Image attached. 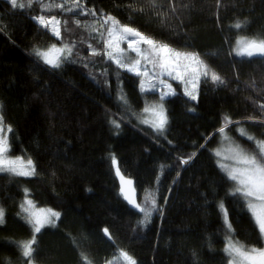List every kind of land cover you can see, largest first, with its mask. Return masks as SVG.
Segmentation results:
<instances>
[{"label":"trees","instance_id":"obj_1","mask_svg":"<svg viewBox=\"0 0 264 264\" xmlns=\"http://www.w3.org/2000/svg\"><path fill=\"white\" fill-rule=\"evenodd\" d=\"M61 2L44 0L53 8L42 11L39 4L12 10L7 0H0V115L4 126L12 128L10 155L32 158L37 169L33 177L0 174V207L5 209L0 264H25L19 247L31 238L19 207L25 188L38 207L61 212L57 227L37 234L34 264H84L82 255L91 264H105L118 256L119 249L137 264H227L224 248L229 237L247 248L262 247L263 239L244 201L225 195L227 184L210 149L221 143L217 129L224 116L241 122L239 126L248 133L264 136L258 109L264 103V57H237L233 52L240 37L264 39V0H156L155 9L148 0H82L98 10L97 17L102 11L172 47L200 53L225 80L224 85L213 84L210 78L202 82L195 101L171 82L177 94L165 101L167 139L136 119L146 104L159 100L158 95L141 93L140 78L123 70H119L118 86L116 66L88 56V43L102 47L83 27L96 18L62 12L54 7ZM41 14L61 20L62 38L76 40L81 55L96 61L94 69L77 63L55 71L36 59L34 48L45 50L60 43L32 19ZM76 19L82 26L75 24ZM65 20L70 32L64 31ZM238 20L240 29L234 27ZM104 67L110 73L108 85L103 77L99 83L91 78L92 72L98 74ZM120 91L136 116L129 118L128 113L116 135L109 120L112 114L119 119L125 111L117 105ZM236 127L233 123L226 131L247 145ZM208 136L213 139L206 148L199 149L189 165L181 166L176 158H187ZM117 168L134 181L138 202L145 204L155 197L163 215L154 212L151 223L137 227L143 215L123 201ZM177 171L181 176L173 184ZM221 199L231 232L217 207ZM105 228L114 240L104 235Z\"/></svg>","mask_w":264,"mask_h":264},{"label":"snow or ice","instance_id":"obj_2","mask_svg":"<svg viewBox=\"0 0 264 264\" xmlns=\"http://www.w3.org/2000/svg\"><path fill=\"white\" fill-rule=\"evenodd\" d=\"M12 10L31 9L34 4H39L41 10L51 11L53 5L45 4L44 0H27L22 3L20 0H7ZM149 5L155 9L159 7L156 0H148ZM55 8L62 12L71 13L75 17H95L96 20L92 24H84L83 27L89 31L90 39H97L102 47L93 46L88 43V56L101 57L103 63L114 64L116 66V78L119 86L120 71L131 73L139 79V89L141 93L154 91L159 89V100L146 104L143 108V116L136 117L138 122L150 127L153 132L167 139L168 115L165 107V101L168 97L176 96V89L169 81H176L183 86V94L190 100H197L200 85L207 82L210 78L211 82L216 85H224L225 80L210 66V64L201 57L196 51L179 50L172 47L169 43L157 40L149 35L144 34L140 30L122 24L115 16L100 12L97 17V9L95 7H87L82 0H62L61 3L55 4ZM143 11V8L140 9ZM175 11V9H171ZM42 28L48 30L52 36L59 41V46L53 43L45 50L34 48L33 54L38 61L48 68L59 71L68 64H81L84 68H93L96 61L90 60L88 56L81 55L80 48L76 40L62 38L61 20L55 15L46 17L41 14L33 16ZM75 24L80 27L81 21L75 20ZM64 31L70 32L68 21L63 22ZM99 25V27H97ZM236 29L242 27L241 21L234 24ZM91 33H96V37H92ZM80 43H84L83 40ZM122 44H126L127 48H123ZM188 46L185 45V48ZM235 54L240 57L252 58L254 56L264 57V39L248 40L241 37L236 41V47L233 49ZM130 53L134 54L130 55ZM108 67H104L98 74L92 72L91 78L98 83L103 77V83L109 84ZM167 78V79H165ZM264 91V90H262ZM117 105L125 111L120 112V118H116V114H112L109 120L115 134L119 132L124 122L125 116L130 113L136 116L135 111L131 109L127 95L122 91L118 92ZM262 119L259 122L260 127H264V103L258 105ZM194 109L189 108V111ZM254 120V117H249ZM224 123L217 129L223 141H228L227 147H217L210 149L216 157V165L220 172L223 173L221 180L227 184L226 196L239 197L244 201L248 211L259 230L260 237L264 239V136L256 137L248 133L245 128L240 127L239 121L233 122L230 117L224 116ZM235 123L237 131L241 137L246 138L249 142L247 145L237 142L228 135L226 128ZM12 132L9 125L7 129L4 127V117L0 115V172H7L17 177H33L37 175L36 165L32 158L24 159L21 156H11V144L8 133ZM212 136L205 138L203 144H200L196 151H193L187 158L177 157L181 166H187L195 160L199 149L206 148ZM169 144L172 141H168ZM113 165L117 161L115 157L112 159ZM163 165L161 168L163 169ZM116 175L120 178L121 194L133 209H136L143 215L142 219H138L137 227H146L151 223V217L154 212H160L163 215V209L158 206L157 199L151 197L146 199L145 204L137 202L133 181L125 179L117 168ZM181 176V172H176V178L172 181L176 184ZM159 183V181H157ZM24 199L20 204V210L25 214L24 219L31 228V238L22 242L19 247L22 256L25 258V264H34L35 246L38 243L37 234H41L42 230L48 227L55 228L58 221L61 220V212L52 208L37 209L33 199L29 198V190L25 188ZM171 192L172 189L170 188ZM207 200L206 194H201ZM165 198V204L167 203ZM217 207L221 209L224 217V223L229 232L232 231V225L228 219V211L225 208L224 201L221 199L217 202ZM5 223V209L0 207V225ZM135 231V229H133ZM104 235L109 240H114L108 228L103 229ZM224 252L229 257L227 264H264V246L247 248L239 241H234L230 237L224 248ZM84 264H91L87 256H83ZM137 264L136 260L123 249L118 250V256L105 261V264Z\"/></svg>","mask_w":264,"mask_h":264},{"label":"rangeland","instance_id":"obj_3","mask_svg":"<svg viewBox=\"0 0 264 264\" xmlns=\"http://www.w3.org/2000/svg\"><path fill=\"white\" fill-rule=\"evenodd\" d=\"M241 38V37H240ZM239 38V39H240ZM248 40H251V39H248ZM122 47L123 48H127V45L126 44H122ZM235 47H236V44H235ZM234 47V48H235ZM234 52V54H235V51H233ZM130 55H133L134 56V54H132V53H130ZM236 55V54H235ZM237 56V55H236ZM237 57H240V56H237ZM129 74H131V73H129ZM131 75H133V74H131ZM133 76H135V75H133ZM165 79H167V78H165ZM170 83L172 82L171 80L169 81ZM176 82V81H175ZM178 83V82H177ZM173 85V84H172ZM173 87L175 88V86L173 85ZM180 88H181V90H182V92H183V86L182 85H180ZM176 89V88H175ZM148 92H152V93H156L157 95H158V98H159V89H157V90H154V91H148ZM150 104H152V103H150ZM143 110V109H142ZM142 110H141V112L139 113V115L137 116V117H142L144 114H143V112H142ZM137 119V118H136ZM138 121V120H137ZM139 123V122H138ZM140 124V123H139ZM143 127H145V128H147V129H149V130H151L152 132H153V130L150 128V127H148L147 125H143V124H141ZM5 127V126H4ZM241 127V126H240ZM5 129H7L6 127H5ZM236 129H237V127H236ZM235 129V132L240 136V134H239V132L237 131ZM230 133H228V135H229ZM8 135V134H7ZM241 137V136H240ZM243 140H245V141H247L246 140V138H244V137H241ZM220 145L218 146V147H221V148H224V147H227V145H228V141H223L222 140V137L220 138ZM247 143H249L248 141H247ZM215 159H216V157H215ZM1 173H7V172H0V174ZM8 174H10V173H8ZM30 198V197H29ZM23 199H24V197H23ZM23 199H22V201H23ZM22 201H21V203H22ZM20 203V204H21ZM36 205V204H35ZM36 208L37 209H40V207H38L37 205H36ZM20 212H21V210H20ZM21 214H22V216L24 217L25 216V214L24 213H22L21 212ZM223 219H224V217H223ZM233 240V239H232ZM263 246H264V239H263Z\"/></svg>","mask_w":264,"mask_h":264},{"label":"water","instance_id":"obj_4","mask_svg":"<svg viewBox=\"0 0 264 264\" xmlns=\"http://www.w3.org/2000/svg\"><path fill=\"white\" fill-rule=\"evenodd\" d=\"M113 166H114V168H116V167H117V164H116V165H113ZM119 171H120V170H119ZM116 172H117V169H115V177H116V180H117V185H118L119 193H120V195H121L123 201L125 202V204L128 206L129 209H131V210L134 211V212L139 213L136 209H133V208L131 207V205H129V204L127 203L126 200H124L123 195L121 194V191H120V188H121L120 178L116 175ZM120 173H121V172H120ZM121 174H122V173H121ZM122 175H123V174H122ZM123 176H124V175H123ZM124 177H125V176H124ZM125 179H130V178L125 177ZM131 180H132V179H131ZM132 181H133V180H132ZM133 188H134V190H135V197H136V200H137V202H138V194H137V190L135 189L134 181H133ZM138 203H139V202H138Z\"/></svg>","mask_w":264,"mask_h":264}]
</instances>
